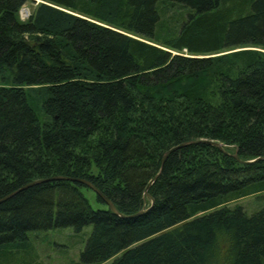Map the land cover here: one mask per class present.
Returning <instances> with one entry per match:
<instances>
[{
    "label": "trees",
    "instance_id": "16d2710c",
    "mask_svg": "<svg viewBox=\"0 0 264 264\" xmlns=\"http://www.w3.org/2000/svg\"><path fill=\"white\" fill-rule=\"evenodd\" d=\"M27 1L0 0V199L65 176L147 210L31 186L0 204V264L87 226L73 264H264V207L230 206L264 193V0H44L21 21ZM198 140L232 149L163 161Z\"/></svg>",
    "mask_w": 264,
    "mask_h": 264
},
{
    "label": "rangeland",
    "instance_id": "374dc122",
    "mask_svg": "<svg viewBox=\"0 0 264 264\" xmlns=\"http://www.w3.org/2000/svg\"><path fill=\"white\" fill-rule=\"evenodd\" d=\"M44 0H28L27 3L20 9L18 16L21 21H26L33 13L34 8L42 3ZM260 51L261 49H258ZM230 53V52H227ZM98 135L89 139V142L85 143L86 146H79L77 152L86 155L91 163V175H97V169L93 165L94 161L92 155L94 149L92 147L97 142ZM219 143V142H218ZM89 144V149L88 148ZM222 149L226 152V148L231 150V146L219 143ZM82 145V144H81ZM88 150L90 152H88ZM79 191L88 201L90 206L94 209H104L105 206L98 203L96 195L90 189L85 187L80 188ZM240 205L244 208L247 214H251L254 211L264 207V193L251 196L245 199L238 200L230 206ZM91 226L85 227L81 232H75L72 228L52 229L48 231H34L28 234V239L32 246V253L29 258L18 257L12 264H73L79 261L80 252L83 250L87 237L91 232ZM110 261L104 263L107 264Z\"/></svg>",
    "mask_w": 264,
    "mask_h": 264
},
{
    "label": "water",
    "instance_id": "95a60500",
    "mask_svg": "<svg viewBox=\"0 0 264 264\" xmlns=\"http://www.w3.org/2000/svg\"><path fill=\"white\" fill-rule=\"evenodd\" d=\"M199 143H205V144H209L211 146H214L216 148H218L221 152H224L225 151L222 149V146L216 142V141H207V140H198V141H191V142H186V143H183L179 146H176L172 149H170L169 151H167L164 156H163V161L166 159L167 155L179 148H182V147H185V146H190V145H194V144H199ZM233 158H235L236 160H238L241 164H250V163H253L254 161L256 160H252V161H240L236 154L232 155ZM160 173V172H159ZM159 174H157L154 178H152L150 180V182L148 183L146 189H145V196L147 198L150 199V207H152L153 203H154V200L149 196V194L147 193V190L149 189V187L153 184V182L157 179ZM52 181H70V182H73V183H77V184H80L82 186H85L87 187L88 189H90L91 191H93L95 193V195L97 197H99L103 202L104 204L108 207V209L113 212L114 214L118 215L119 217L121 218H134V217H137L141 214H143L144 212H146V210H141L139 211L138 213L136 214H133V215H129V216H125V215H122L120 214L116 208L114 207V205L112 204V202L102 193L100 192V190H98L89 180L87 179H80V178H70V177H65V176H56V177H50V178H45V179H41V180H35L33 182H30L28 183L27 185H25L23 188L19 189L18 191L16 192H13L3 198L0 199V204L3 203L4 201H6L7 199H9L11 196H13L15 193L23 190V189H26V188H29L31 186H35V185H38V184H41V183H46V182H52ZM149 207V208H150Z\"/></svg>",
    "mask_w": 264,
    "mask_h": 264
}]
</instances>
